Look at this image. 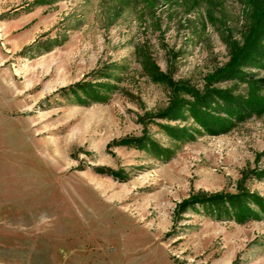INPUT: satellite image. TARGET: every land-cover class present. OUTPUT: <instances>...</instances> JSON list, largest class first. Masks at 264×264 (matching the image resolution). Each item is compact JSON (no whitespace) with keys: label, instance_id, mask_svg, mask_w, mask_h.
<instances>
[{"label":"rangeland","instance_id":"1","mask_svg":"<svg viewBox=\"0 0 264 264\" xmlns=\"http://www.w3.org/2000/svg\"><path fill=\"white\" fill-rule=\"evenodd\" d=\"M262 13L264 0H0V264H264L262 212L198 203L264 199V59L238 56ZM232 67L244 80L224 78ZM186 89L262 110H212L224 127L208 133L169 115Z\"/></svg>","mask_w":264,"mask_h":264},{"label":"trees","instance_id":"2","mask_svg":"<svg viewBox=\"0 0 264 264\" xmlns=\"http://www.w3.org/2000/svg\"><path fill=\"white\" fill-rule=\"evenodd\" d=\"M261 15L262 16L259 17V21L256 24L257 26L253 28L252 33L245 41L244 48H242V50L240 48L238 52L240 61L248 60L252 56L264 59V48L258 45L260 38L264 36V14L262 13ZM243 77L244 75L238 68L232 67L227 74H225L224 78H240V80H244ZM257 82L259 86L264 88V78L258 79ZM185 91H187V89ZM187 92L192 98L191 102H174L172 107L168 110L169 115L177 111L188 112L208 133L220 132L224 127L222 121L212 114V110L219 111L221 108L222 112L229 118L238 121L250 113L259 114L262 110V103L260 101L254 98H234L225 91L211 90L202 95H198L193 91ZM213 126H217V129H213ZM198 203L213 206L218 212L224 211L227 213L230 209L233 216H236L235 218L239 221H244L250 217H257V213L249 207L250 205L256 207L264 214V199L251 194L228 196L214 195L202 201H198Z\"/></svg>","mask_w":264,"mask_h":264}]
</instances>
